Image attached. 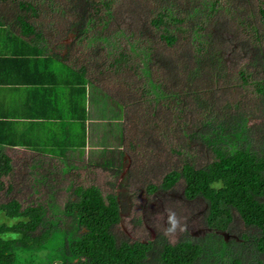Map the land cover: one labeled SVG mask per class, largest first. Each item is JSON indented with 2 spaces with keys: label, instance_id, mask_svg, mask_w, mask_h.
<instances>
[{
  "label": "trees",
  "instance_id": "trees-1",
  "mask_svg": "<svg viewBox=\"0 0 264 264\" xmlns=\"http://www.w3.org/2000/svg\"><path fill=\"white\" fill-rule=\"evenodd\" d=\"M0 35L73 107L32 154L0 125V264H264V0H0Z\"/></svg>",
  "mask_w": 264,
  "mask_h": 264
},
{
  "label": "crops",
  "instance_id": "crops-1",
  "mask_svg": "<svg viewBox=\"0 0 264 264\" xmlns=\"http://www.w3.org/2000/svg\"><path fill=\"white\" fill-rule=\"evenodd\" d=\"M3 39L4 37L0 35V56L8 50V44ZM3 68L4 64L0 61V81H9L0 82V125H6L9 127L7 131L23 137L22 145L15 149L17 155L19 152L27 155L42 150L44 146L52 143L47 141V138L53 134L64 137L66 133L64 128L70 126L67 120L72 118L73 107L72 89L61 77L62 71L59 70L56 77H50V73L35 70L37 68H33L32 65L30 71L28 67L22 69L21 66L19 70L16 68L13 72L7 70L8 67L6 71L5 68L2 71ZM14 80L18 82H13ZM49 117L57 118L58 121L47 120ZM59 118L63 121H59ZM96 122L101 124L102 118ZM90 148L96 149L86 145L85 151L88 152Z\"/></svg>",
  "mask_w": 264,
  "mask_h": 264
},
{
  "label": "rangeland",
  "instance_id": "rangeland-1",
  "mask_svg": "<svg viewBox=\"0 0 264 264\" xmlns=\"http://www.w3.org/2000/svg\"><path fill=\"white\" fill-rule=\"evenodd\" d=\"M61 66V65H60ZM59 66V67H60ZM108 106V105H107ZM106 106V107H107ZM107 113V112H106ZM107 114H112V116L113 117H118V116H116L117 115V113H114V112H112V110L110 111L109 110V113H107ZM104 116H106V114L105 113H103V117ZM105 118V117H104ZM101 123H105V122H103V120H102V122ZM101 143H102V141H100ZM131 163H132V161H130ZM134 165V164H133ZM131 168L133 169V168H135V166H131ZM98 175H99V184L100 185H104L107 181H108V178L106 177L107 175H105L104 173H98ZM108 188H110V187H108ZM108 188L107 187H105L104 189L105 190H108ZM137 188H139V187H135V188H133V190H136ZM148 197L146 196V194L144 193L139 199H138V205H137V208H136V211H139L140 210V205L142 206V205H146L148 202H149V200H150V198H149V200L147 199ZM159 217L162 219V217L164 218V215H160V216H158V219H159ZM126 223V226H127V228H128V230L129 231H132V229H133V226H131V224H129L128 222H125ZM157 225H159V223H157V222H155ZM156 225V226H157ZM196 227H198V228H202V224H200V225H198V224H193V229L194 228H196ZM152 230V229H151ZM158 230L160 231L161 230V228H159L158 227ZM152 232V231H151ZM150 231H148V230H146V229H144V227L143 228H139L138 230H134L133 229V231H132V235H133V237H139V238H148V236L150 235V233H151ZM153 232L155 233L156 232V230L155 229H153Z\"/></svg>",
  "mask_w": 264,
  "mask_h": 264
},
{
  "label": "clouds",
  "instance_id": "clouds-1",
  "mask_svg": "<svg viewBox=\"0 0 264 264\" xmlns=\"http://www.w3.org/2000/svg\"><path fill=\"white\" fill-rule=\"evenodd\" d=\"M175 227H176V224H175V221L173 220L172 221V229H175Z\"/></svg>",
  "mask_w": 264,
  "mask_h": 264
}]
</instances>
